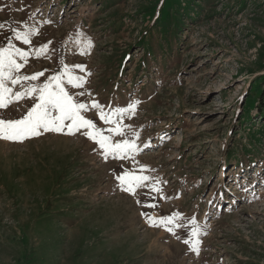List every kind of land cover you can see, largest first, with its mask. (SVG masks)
Masks as SVG:
<instances>
[{
	"label": "rangeland",
	"instance_id": "obj_1",
	"mask_svg": "<svg viewBox=\"0 0 264 264\" xmlns=\"http://www.w3.org/2000/svg\"><path fill=\"white\" fill-rule=\"evenodd\" d=\"M9 45L29 53L14 77L44 73L23 87L66 65L87 81L69 94L111 122L83 115L137 148L113 158L85 129L0 139V264H264V0H0ZM126 173L148 177L135 195Z\"/></svg>",
	"mask_w": 264,
	"mask_h": 264
},
{
	"label": "snow or ice",
	"instance_id": "obj_2",
	"mask_svg": "<svg viewBox=\"0 0 264 264\" xmlns=\"http://www.w3.org/2000/svg\"><path fill=\"white\" fill-rule=\"evenodd\" d=\"M16 39L22 40L25 44L31 43L27 35L21 33L16 34ZM90 44L91 42L89 41ZM12 48L13 46L9 45V48L0 50V109H6L9 105L18 103L24 99H33L34 103L19 119L5 120L0 117V139L11 142H23L25 139L38 137L43 132L64 133L66 130L67 134L75 135L81 129H85L86 131L83 134L98 144L106 154L111 155L113 158L124 159L136 150L137 146L129 139L113 143L111 136H104L103 132L96 127L93 120L87 119L83 115L90 108H95L99 110L101 120H104L106 123L111 122L98 102L93 101L91 106H89L77 102L74 96L69 94L65 84L71 85L73 88H81L87 81L83 77L73 75L66 65L62 72L49 77L42 85L31 84L23 87L22 82L37 81L44 73L38 72L31 76L20 75L14 77L12 75L13 72H20L26 66L29 53L15 49V55H18L24 61V64L17 63L13 58L12 51H10ZM46 52L47 46H42L37 50L36 58H41ZM76 67L82 71L84 70L83 66L77 65ZM5 81L22 85L23 90L13 93V90L6 85ZM135 108L136 105H132L127 111L134 113ZM109 131L116 136L125 135L120 124H117L115 128L109 129ZM117 179L121 182L123 191L135 195V188L147 180L148 177L126 173L124 176H118ZM153 190L157 192L161 191L158 188H154ZM146 206L155 207V205ZM147 219L152 226L155 227L159 224L171 232L172 228L168 226L174 222L175 217H163L159 221L154 217H147ZM173 235H175L174 232ZM191 235L193 238L198 237V230L194 229ZM184 243L189 244L190 241L185 240ZM199 243L200 241L195 239L194 243H191L190 246L195 251L196 245Z\"/></svg>",
	"mask_w": 264,
	"mask_h": 264
},
{
	"label": "trees",
	"instance_id": "obj_3",
	"mask_svg": "<svg viewBox=\"0 0 264 264\" xmlns=\"http://www.w3.org/2000/svg\"><path fill=\"white\" fill-rule=\"evenodd\" d=\"M261 112L264 114V102H262V105L260 106Z\"/></svg>",
	"mask_w": 264,
	"mask_h": 264
}]
</instances>
